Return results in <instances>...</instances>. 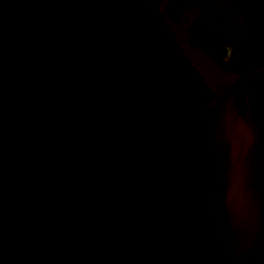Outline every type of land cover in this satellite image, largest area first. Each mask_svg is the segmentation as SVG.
<instances>
[{
  "label": "water",
  "instance_id": "1",
  "mask_svg": "<svg viewBox=\"0 0 264 264\" xmlns=\"http://www.w3.org/2000/svg\"><path fill=\"white\" fill-rule=\"evenodd\" d=\"M232 0H0V264H264V41Z\"/></svg>",
  "mask_w": 264,
  "mask_h": 264
},
{
  "label": "trees",
  "instance_id": "2",
  "mask_svg": "<svg viewBox=\"0 0 264 264\" xmlns=\"http://www.w3.org/2000/svg\"><path fill=\"white\" fill-rule=\"evenodd\" d=\"M250 19L249 31L258 42L264 41V0H232Z\"/></svg>",
  "mask_w": 264,
  "mask_h": 264
}]
</instances>
